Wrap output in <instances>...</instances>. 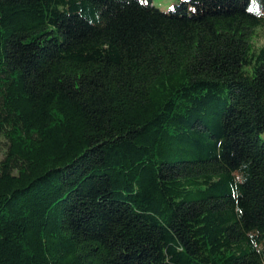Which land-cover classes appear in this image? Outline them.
Returning <instances> with one entry per match:
<instances>
[{
	"label": "trees",
	"instance_id": "obj_1",
	"mask_svg": "<svg viewBox=\"0 0 264 264\" xmlns=\"http://www.w3.org/2000/svg\"><path fill=\"white\" fill-rule=\"evenodd\" d=\"M264 0H0V264H264Z\"/></svg>",
	"mask_w": 264,
	"mask_h": 264
},
{
	"label": "rangeland",
	"instance_id": "obj_2",
	"mask_svg": "<svg viewBox=\"0 0 264 264\" xmlns=\"http://www.w3.org/2000/svg\"><path fill=\"white\" fill-rule=\"evenodd\" d=\"M181 1V0H152L153 4L161 9L162 11H169L173 3ZM255 42L260 45L264 41V32L262 30L257 31V35L255 37Z\"/></svg>",
	"mask_w": 264,
	"mask_h": 264
}]
</instances>
